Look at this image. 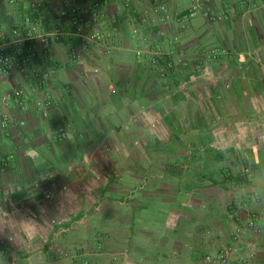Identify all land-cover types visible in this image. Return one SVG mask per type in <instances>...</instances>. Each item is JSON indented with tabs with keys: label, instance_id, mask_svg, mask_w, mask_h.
<instances>
[{
	"label": "crops",
	"instance_id": "crops-1",
	"mask_svg": "<svg viewBox=\"0 0 264 264\" xmlns=\"http://www.w3.org/2000/svg\"><path fill=\"white\" fill-rule=\"evenodd\" d=\"M115 3L101 23L114 35L108 56L106 45H93L77 65L70 37L52 49L57 67L46 87L33 74L52 67L41 59L25 76L0 80V118L9 116L0 154L14 157L0 171V207L52 223L50 231L24 224L23 248L0 234V255L7 264H199L233 245L234 264H264V0H213L229 19L200 15L180 34L192 0L161 1L171 27L152 0L118 26ZM129 22L152 49L181 48L188 66L177 59L165 73L146 55L139 61ZM59 25L71 32L66 20L49 28ZM220 49L227 54L209 57ZM17 90L22 102L6 99ZM46 99L48 117L38 106ZM12 186L23 191L5 198ZM235 202L261 214L239 239Z\"/></svg>",
	"mask_w": 264,
	"mask_h": 264
},
{
	"label": "built area",
	"instance_id": "built-area-1",
	"mask_svg": "<svg viewBox=\"0 0 264 264\" xmlns=\"http://www.w3.org/2000/svg\"><path fill=\"white\" fill-rule=\"evenodd\" d=\"M0 0V25H7L10 28H0V80L9 79L15 73L26 75L35 60L41 59L44 62L51 61L52 67L40 73L34 70L33 74L38 79L41 87H46L51 76L57 67V63L51 59V52L55 45L64 44L70 37L79 42V47L72 46L70 55L72 62L85 66L86 55L90 54L91 46L106 45L104 54H110V48L114 45V35L101 29V23L105 16L104 9H107L111 0ZM114 22L120 26L127 17L136 14V5L143 0H114ZM157 4L156 13L161 12V23L167 27L172 26V18L167 10L160 3L165 0H152ZM200 15H205L211 22L228 20L225 10L216 13L213 7V0H192V4L183 16L178 19L177 34L185 32L190 22ZM66 20L71 32L63 26L49 28L51 20ZM130 36L136 45V58L140 61L144 55L148 57L149 64L154 69H160L165 73L175 68V61L178 59L183 66H188L185 53L181 48L173 47L170 51L152 49L149 45L150 38L142 30L129 22ZM177 36V35H176ZM41 46V53L37 46ZM41 54V56H40ZM227 54L226 49L210 52L212 59L220 58ZM94 73H99L98 69ZM89 80V76L85 75ZM26 98L23 90H17L8 95L6 99L22 102ZM53 102L49 99L38 103L39 109L45 117H48ZM9 123V116L2 115L0 126L6 127ZM14 157L0 154V171L10 170L13 167ZM246 174L249 170L245 171ZM238 187L239 183H234ZM249 203L258 202V195L247 197ZM243 206V207H242ZM240 211L245 212L243 217ZM230 217L235 223L233 234L235 239L257 229L261 214L257 210L249 209L248 205H239L236 202L230 207ZM239 256V249L229 245L222 247L217 254L206 255L199 264H234ZM61 257L67 258V253ZM254 253L249 254L253 258ZM77 264H88L77 260Z\"/></svg>",
	"mask_w": 264,
	"mask_h": 264
},
{
	"label": "clouds",
	"instance_id": "clouds-1",
	"mask_svg": "<svg viewBox=\"0 0 264 264\" xmlns=\"http://www.w3.org/2000/svg\"><path fill=\"white\" fill-rule=\"evenodd\" d=\"M86 159L90 160L88 157ZM74 169H72L73 171ZM47 178V177H42ZM17 191H23L21 186H12L11 188L7 189V195H5V198H7L10 195L15 194ZM24 224H32L37 227L39 230L43 231H50L52 223H40L35 219L21 216L18 213H9L2 207H0V234L7 235L8 238L16 243L21 248L24 247V245L21 243L19 237L23 236L22 226ZM25 239H27L25 237ZM0 264H7V261L3 258L2 255H0Z\"/></svg>",
	"mask_w": 264,
	"mask_h": 264
}]
</instances>
